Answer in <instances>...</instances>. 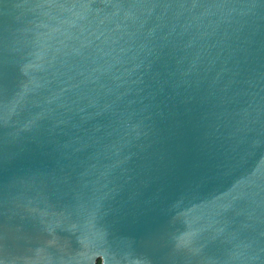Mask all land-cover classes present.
Listing matches in <instances>:
<instances>
[{"label": "water", "instance_id": "95a60500", "mask_svg": "<svg viewBox=\"0 0 264 264\" xmlns=\"http://www.w3.org/2000/svg\"><path fill=\"white\" fill-rule=\"evenodd\" d=\"M264 264V0H0V264Z\"/></svg>", "mask_w": 264, "mask_h": 264}, {"label": "trees", "instance_id": "16d2710c", "mask_svg": "<svg viewBox=\"0 0 264 264\" xmlns=\"http://www.w3.org/2000/svg\"><path fill=\"white\" fill-rule=\"evenodd\" d=\"M96 264H99V262H97Z\"/></svg>", "mask_w": 264, "mask_h": 264}]
</instances>
